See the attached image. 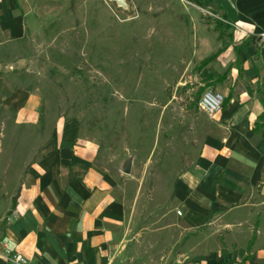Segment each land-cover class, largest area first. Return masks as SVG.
<instances>
[{
  "label": "rangeland",
  "instance_id": "rangeland-1",
  "mask_svg": "<svg viewBox=\"0 0 264 264\" xmlns=\"http://www.w3.org/2000/svg\"><path fill=\"white\" fill-rule=\"evenodd\" d=\"M184 3L189 7L186 0H43L42 30L0 48L3 61L20 74L18 84L42 100L36 128L6 126L14 112L0 111V236L17 193L7 189L9 172L37 159L48 122L72 121L77 139L95 148V163L118 183L127 211L124 264L181 263L178 220L165 224V218L181 216L174 206L177 179L199 162L218 115L210 118L198 105L213 88L199 52L217 53L212 66L223 72L233 41L216 25L217 15ZM13 177L17 182L21 175Z\"/></svg>",
  "mask_w": 264,
  "mask_h": 264
},
{
  "label": "crops",
  "instance_id": "crops-1",
  "mask_svg": "<svg viewBox=\"0 0 264 264\" xmlns=\"http://www.w3.org/2000/svg\"><path fill=\"white\" fill-rule=\"evenodd\" d=\"M186 1L187 9L217 15L216 25L233 36L230 65L223 72L212 66L217 53L209 54L208 47L199 52V67L213 87L207 89L231 98L208 126L197 165L177 179L174 206L181 216L167 217L165 224L178 220L184 255L179 264H264V138L255 128L264 121V0ZM42 3L0 0V48L42 30L48 14ZM19 79L0 55V111L15 116L4 124L36 128L41 97ZM229 79L237 86L229 87ZM47 128L37 159L21 172H9L7 189L17 193L2 220L0 264H18L8 251L23 254L30 264H124L120 244L127 211L118 200L115 177L95 163V148L77 139L72 121L48 122ZM14 175H21L17 182ZM239 210L244 217L230 219Z\"/></svg>",
  "mask_w": 264,
  "mask_h": 264
},
{
  "label": "built area",
  "instance_id": "built-area-1",
  "mask_svg": "<svg viewBox=\"0 0 264 264\" xmlns=\"http://www.w3.org/2000/svg\"><path fill=\"white\" fill-rule=\"evenodd\" d=\"M264 38V33L262 34ZM225 96L224 94L215 91L213 89L205 90L199 100V108L203 111L207 116L210 118H214L217 114H219L224 105ZM11 252L8 251L10 257L18 264H30L29 260L26 256L20 253L10 254Z\"/></svg>",
  "mask_w": 264,
  "mask_h": 264
},
{
  "label": "trees",
  "instance_id": "trees-1",
  "mask_svg": "<svg viewBox=\"0 0 264 264\" xmlns=\"http://www.w3.org/2000/svg\"><path fill=\"white\" fill-rule=\"evenodd\" d=\"M213 58H214V56L209 57V58H206V59L202 62L201 67L206 66L208 63H210V62L213 60ZM226 76H227V72L224 73L223 75H219L218 78H217V81H218V82H222V81H224V80L226 79ZM230 98H231V95H229V97L225 99L223 107H224V106L230 101ZM261 101H262V104H263V106H264V96L262 97ZM255 128H256V130H257L258 132H261V133H262V136H263V138H264V121H263L262 123H259V122H258V123L256 124V127H255ZM255 239H256V232L253 234V237H252V239H251L250 242H249V246H248V250H249V251H250V249H251V247H252V244H253V242L255 241ZM247 257H248V256H247ZM246 259H247V258H246Z\"/></svg>",
  "mask_w": 264,
  "mask_h": 264
},
{
  "label": "water",
  "instance_id": "water-1",
  "mask_svg": "<svg viewBox=\"0 0 264 264\" xmlns=\"http://www.w3.org/2000/svg\"><path fill=\"white\" fill-rule=\"evenodd\" d=\"M116 1H118L119 3H124V0H116ZM130 171H131V162H128L124 167V172L128 174Z\"/></svg>",
  "mask_w": 264,
  "mask_h": 264
}]
</instances>
